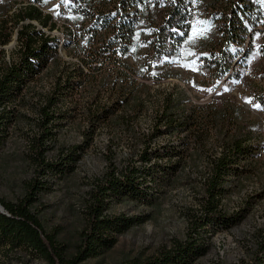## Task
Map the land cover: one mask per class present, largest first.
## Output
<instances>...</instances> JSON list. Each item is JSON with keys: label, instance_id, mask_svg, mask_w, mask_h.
I'll return each instance as SVG.
<instances>
[{"label": "trees", "instance_id": "16d2710c", "mask_svg": "<svg viewBox=\"0 0 264 264\" xmlns=\"http://www.w3.org/2000/svg\"><path fill=\"white\" fill-rule=\"evenodd\" d=\"M31 1L32 4L12 16L16 22L38 21L53 30L56 26L51 15L44 14L35 3L46 6L54 2L57 11L63 12L77 29V34L71 38V49L74 54L82 55L88 71L75 66L71 70V80L57 86L58 96L51 95L48 110H42L41 133L30 143L34 177L26 184V192L19 200H0L3 208L0 209V249H25L47 264H85L111 250L120 235L146 219L110 215L113 203L128 200L152 206L163 189L175 181L177 170L188 156L187 150L185 147L151 148L154 137L188 131L201 141V134L210 128L217 129L224 116L215 107L192 106L185 118L180 119V106L169 99L167 107L157 117L153 138L145 139L148 147L121 169L112 164L95 183L84 204L85 227L80 244L76 253L69 255L58 235L46 230L36 207L41 196L51 192L68 172L72 174L82 158L80 145L49 157L56 142L53 126L62 121L58 102L73 97L85 83L95 88L99 84L98 88L105 87L111 103L92 107L88 121L94 132L99 123L109 124L118 110L126 109L141 86L133 78L135 72L126 61L131 53L144 59L143 68L137 72L139 76L160 78L159 73L165 66L178 62L183 56L185 43L197 38L200 47L190 62L207 77L213 88L221 83L224 86L243 80V71L249 67V62L256 56L259 58L252 71L259 83L251 85L250 97L253 104L263 107L264 0ZM7 23V19L0 20V46L9 40L5 34ZM190 25L195 26V31ZM19 40L21 49L17 60L10 64L4 59L0 61V148L7 143L10 129L17 120L13 106L27 86L58 55L61 45L58 37L37 29L32 23L22 26ZM112 64H115L113 68ZM104 69L115 75L111 83L97 81V75ZM245 73L249 75L248 71ZM99 91L97 89L98 94ZM228 110L229 120L235 122L236 110L231 106ZM224 145V152L211 161L205 199L201 210L190 219L185 238L162 246L154 256L120 264H196L209 250L205 241L207 227L230 229L242 220L243 216H230L223 211L222 201L228 195V183L244 173V163L255 157L256 151L240 139H227ZM163 160L168 163L162 164ZM239 264H264V231L251 261Z\"/></svg>", "mask_w": 264, "mask_h": 264}, {"label": "rangeland", "instance_id": "374dc122", "mask_svg": "<svg viewBox=\"0 0 264 264\" xmlns=\"http://www.w3.org/2000/svg\"><path fill=\"white\" fill-rule=\"evenodd\" d=\"M32 3L31 0H0V20H8L5 34L9 36L8 43L0 46V61L4 59L10 64L17 60L21 49L20 29L28 23L58 37L61 45L58 55L27 86L13 106L17 120L10 129L7 143L0 148V200L6 202L19 200L26 192V184L34 177L30 143L41 133L39 121L43 117L42 110H48V98L58 96L57 86L71 80V70L75 66L88 71L82 55L74 54L71 49V38L77 34V29L63 12L57 11L54 2L46 6L35 3L44 14L51 15L56 26L53 30L43 27L38 21L16 22L12 16ZM199 47L200 39L187 41L183 56L178 62L165 66L159 73L160 78L139 76L137 72L143 68L144 59L137 53H131L126 61L135 72L133 78L141 86L130 98L126 109L118 110L109 124L99 123L94 132L88 121L92 107L111 103L105 87L98 88L99 84L95 88L85 83L73 97L58 102L57 108L62 114L59 119L62 121L53 126L56 142L49 157L80 145L83 147L82 158L72 174L68 172L57 181L51 192L41 196L36 207L46 230L58 235L69 255L75 254L80 244L85 227L84 204L95 183L112 164L121 169L148 147L149 142L145 139L153 138L159 113L167 107L169 99H173L180 106V119L185 118L192 106L215 107L224 117L217 129L210 128L201 134V141L188 131L154 137L151 148L185 147L187 150L188 156L177 170L175 181L163 189L152 206L128 200L113 203L110 215L146 219L143 224L120 235L111 250L85 264H120L132 259H145L154 256L162 246H170L173 240H183L190 219L198 214L205 199V182L211 161L224 152L227 139H240L256 151V156L244 163V173L228 183L229 192L222 201L223 211L230 216L238 214L243 217L230 229L207 227L205 241L209 250L196 264L251 261L264 231V106L256 108L250 97L251 85L259 83L252 71L260 60L256 56L249 62V67L243 71V80L224 86L221 83L213 88L207 77L190 62ZM114 66L111 65L112 68ZM104 70L97 75V81L111 83L115 75ZM97 89L101 90L99 94ZM228 106L236 110L235 122L228 118L231 116ZM164 126L162 124L161 128ZM161 162L166 164L168 160ZM0 264L47 262L25 249L2 248Z\"/></svg>", "mask_w": 264, "mask_h": 264}, {"label": "snow or ice", "instance_id": "6c2138e0", "mask_svg": "<svg viewBox=\"0 0 264 264\" xmlns=\"http://www.w3.org/2000/svg\"><path fill=\"white\" fill-rule=\"evenodd\" d=\"M190 28H192V30L195 31V26L190 25ZM210 91H211V89H210ZM225 91H227V89H225ZM249 102H250V101H249ZM255 107H256V108H260L261 105H260L259 103H257V104L255 105Z\"/></svg>", "mask_w": 264, "mask_h": 264}, {"label": "bare ground", "instance_id": "6f19581e", "mask_svg": "<svg viewBox=\"0 0 264 264\" xmlns=\"http://www.w3.org/2000/svg\"><path fill=\"white\" fill-rule=\"evenodd\" d=\"M0 209H1V210H3V208H2V207H0Z\"/></svg>", "mask_w": 264, "mask_h": 264}, {"label": "built area", "instance_id": "2783aa9c", "mask_svg": "<svg viewBox=\"0 0 264 264\" xmlns=\"http://www.w3.org/2000/svg\"><path fill=\"white\" fill-rule=\"evenodd\" d=\"M0 207H2V206L0 205Z\"/></svg>", "mask_w": 264, "mask_h": 264}]
</instances>
